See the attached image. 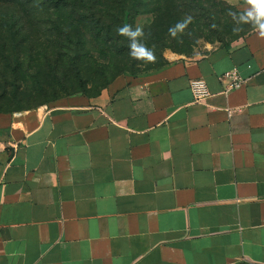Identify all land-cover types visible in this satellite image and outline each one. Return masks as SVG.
Returning <instances> with one entry per match:
<instances>
[{"label": "crops", "instance_id": "crops-1", "mask_svg": "<svg viewBox=\"0 0 264 264\" xmlns=\"http://www.w3.org/2000/svg\"><path fill=\"white\" fill-rule=\"evenodd\" d=\"M231 69L244 83L226 92ZM0 264H264L258 30L93 98L0 111Z\"/></svg>", "mask_w": 264, "mask_h": 264}, {"label": "trees", "instance_id": "trees-1", "mask_svg": "<svg viewBox=\"0 0 264 264\" xmlns=\"http://www.w3.org/2000/svg\"><path fill=\"white\" fill-rule=\"evenodd\" d=\"M209 0H0V67L7 71L0 76V87L2 88V97H7L15 102L18 107L11 110H2L4 112L20 111L37 107L43 103L53 101L58 98L56 94L71 95L74 92L67 90L64 81L53 82V88L50 90L42 87L37 88L36 98H32L30 94H22L18 86L15 85L18 80L13 77L11 83L8 82L10 72L14 75L20 71L21 64L25 58L24 52L19 48L25 45L30 39L34 38L35 31L43 28L46 39V46L53 47L43 52L44 57L53 62V74L58 80L56 72L59 70V64L64 61L71 63L72 66L79 67L80 58L85 52V46L92 43L94 52L97 57L103 61H115L117 64L112 71V80L108 76L102 74V82H100L98 92L106 88L116 77L124 72L130 74H139L150 70L157 69L167 62L162 58V51L166 45H162L161 37H154L151 25L146 31L142 39L143 43L152 50L155 56L154 60L143 61L136 60L128 54V40L121 37L116 29L124 24H132L134 26L135 17L142 13L153 12L157 18L171 20L170 26L177 21L191 16V22L183 30L178 32L184 39L186 33L192 30L201 29L208 34H213L214 17L217 13L210 8H204L203 5ZM205 9L204 14L197 13L198 10ZM231 10L239 14L235 7ZM209 19L210 23L204 22ZM216 20V19H215ZM231 19L225 22V32L232 34L233 39L244 37L254 31L256 28L248 22H240L233 24ZM154 21L153 23H155ZM239 28V31H233ZM27 33V34H26ZM66 49L63 55L62 50ZM48 51V52H47ZM64 51V50H63ZM40 53V52H39ZM113 53L114 56L110 54ZM41 55V56H42ZM40 56V55H39ZM114 57V58H113ZM126 63L122 64L121 61ZM79 70V69H75ZM56 74V75H55ZM79 73L74 71L73 78H79ZM57 76V77H56ZM104 76V77H103ZM61 78V77H60ZM80 79V78H79ZM8 85H14V89H10ZM83 92V90H80ZM31 99L36 102L31 104Z\"/></svg>", "mask_w": 264, "mask_h": 264}, {"label": "rangeland", "instance_id": "rangeland-1", "mask_svg": "<svg viewBox=\"0 0 264 264\" xmlns=\"http://www.w3.org/2000/svg\"><path fill=\"white\" fill-rule=\"evenodd\" d=\"M230 6H233L238 11L242 12L246 8L250 7L247 0H209L208 3L203 5L204 8L208 7L210 8V10H213L214 15L215 12L217 13V15H215L214 17L216 20L214 19L215 26H213V34H208L206 31L202 30L204 28L203 27L197 30H189V32L186 33V36H184V39L180 34L179 38L177 36H172L168 31L169 27H171L170 23H172V21L163 18H159L157 20L153 12L137 15L135 17L134 27L136 25H140L145 33V31L154 24V27L150 31L152 34H154L155 38L158 36L161 37V46H167L162 51V58L166 62H168L169 54L183 55L187 57H198L216 47L233 46L239 40L245 37L244 36L233 39L232 34L225 32L227 30L225 29V22L227 21V19H231V23L238 25V16L237 20H234L232 16L229 15ZM199 12L204 14V12L206 11L205 9H202V11H197L198 14ZM204 20V22L210 23L209 19L206 18ZM154 21L156 22L153 23ZM32 32L34 33L35 39L38 36L40 37V39H30L25 45L19 48L25 54V58L23 60V64H21L20 71H18V73L14 75L13 72H10L8 70V74L10 76L8 82L11 83L13 81L11 79H13L14 76H18L19 78L16 81L15 85L19 87L18 90H20L22 94L27 93L30 94L32 98H36L34 96L37 95L36 90L38 87L50 90L51 88H53V86L52 83H49V81H64L66 83L68 91L74 92V94L84 95L87 98H93L96 97L95 93L98 92L97 87L99 86L100 82L104 80L102 78V74L105 73L108 76V79L112 80V71L114 70L113 68L115 67L117 62H115L114 60L103 61L102 59L97 57V55H95L96 53L93 50L94 47L92 43L86 44L85 52L80 58L79 67L73 68L74 66H72L71 63L67 61H64L63 63L61 62L59 64V70L56 72V74L61 78L59 77V79L57 80L54 75H52L53 62L42 55L43 52H46V50L48 49L52 54L51 49L53 50L54 48L46 46L47 37L43 35L45 34L43 28H37V30ZM63 50L62 52L64 55L66 49L63 48ZM110 55L114 56L113 53H111ZM121 63H126V60L121 61ZM75 69L79 70L77 71ZM74 71H76L77 73L80 72V74L78 75L80 79L73 78ZM3 73L7 74V71L0 67V76ZM129 74V72H124L120 75ZM8 87H10V89L15 88L14 85H8ZM1 89L2 88L0 87V109L11 110L18 107V105L15 102L11 101V99L2 97ZM80 90H83V92H81ZM71 95H67L66 93L56 94L55 96H58L57 99L43 104H49L51 102L58 101L63 97ZM31 100V104H34L36 102L35 99Z\"/></svg>", "mask_w": 264, "mask_h": 264}, {"label": "clouds", "instance_id": "clouds-1", "mask_svg": "<svg viewBox=\"0 0 264 264\" xmlns=\"http://www.w3.org/2000/svg\"><path fill=\"white\" fill-rule=\"evenodd\" d=\"M250 7L246 8L243 12L237 14L231 9L229 15L238 23L250 22L254 28L258 30V34L264 37V0H247ZM192 17L187 16L182 20L177 21L173 26L169 27V33L176 36L178 32H183L187 25L191 22ZM239 28H234L233 31H239ZM117 33L121 37L128 40V54L136 60L151 61L155 59L152 50L148 48L141 38L145 36L143 28L140 25L135 27L132 24H124L117 27Z\"/></svg>", "mask_w": 264, "mask_h": 264}, {"label": "built area", "instance_id": "built-area-1", "mask_svg": "<svg viewBox=\"0 0 264 264\" xmlns=\"http://www.w3.org/2000/svg\"><path fill=\"white\" fill-rule=\"evenodd\" d=\"M219 78L228 81V84L225 88L226 92L231 89L238 88L244 83V78L239 74L237 69L225 71L219 76ZM190 88L194 101H205L211 95L206 81L202 78L192 79L190 82ZM235 111L236 108H227V112L229 115H232Z\"/></svg>", "mask_w": 264, "mask_h": 264}]
</instances>
